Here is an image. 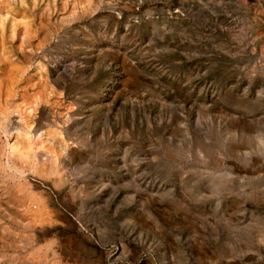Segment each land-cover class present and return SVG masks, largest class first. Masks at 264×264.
<instances>
[{
    "label": "rangeland",
    "instance_id": "rangeland-1",
    "mask_svg": "<svg viewBox=\"0 0 264 264\" xmlns=\"http://www.w3.org/2000/svg\"><path fill=\"white\" fill-rule=\"evenodd\" d=\"M0 264H264V0H0Z\"/></svg>",
    "mask_w": 264,
    "mask_h": 264
},
{
    "label": "bare ground",
    "instance_id": "bare-ground-1",
    "mask_svg": "<svg viewBox=\"0 0 264 264\" xmlns=\"http://www.w3.org/2000/svg\"><path fill=\"white\" fill-rule=\"evenodd\" d=\"M7 145V144H6ZM6 151V150H5ZM41 172V171H40ZM38 217V216H37ZM35 226V225H34ZM38 228V227H37ZM25 236V235H24Z\"/></svg>",
    "mask_w": 264,
    "mask_h": 264
}]
</instances>
